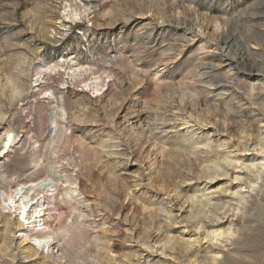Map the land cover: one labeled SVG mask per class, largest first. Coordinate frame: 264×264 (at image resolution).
Returning a JSON list of instances; mask_svg holds the SVG:
<instances>
[{"label":"rangeland","instance_id":"obj_1","mask_svg":"<svg viewBox=\"0 0 264 264\" xmlns=\"http://www.w3.org/2000/svg\"><path fill=\"white\" fill-rule=\"evenodd\" d=\"M263 75L264 0H0V139L17 135L0 189L39 158L59 180L54 221L93 213L54 258L0 208V264L96 263L94 231L115 251L97 264H264ZM66 176L83 204L64 197Z\"/></svg>","mask_w":264,"mask_h":264},{"label":"bare ground","instance_id":"obj_2","mask_svg":"<svg viewBox=\"0 0 264 264\" xmlns=\"http://www.w3.org/2000/svg\"><path fill=\"white\" fill-rule=\"evenodd\" d=\"M65 11H66L65 14L66 17L72 20L80 17V12L77 11V9L75 8L70 7L65 9ZM239 53L241 57H243L246 61L250 60V57L248 55H245V53L242 50H240ZM58 66L59 63H54V65L51 66V69H55ZM75 70H72V73H76ZM79 70H80V75L82 77H86V75L90 73L89 70L86 68L82 69L79 67ZM93 78H94L93 79L94 82L92 87L95 88L96 90H100V87H98L100 83L99 77L95 76ZM51 95L52 97H54L52 93ZM64 113H65V108L63 106L56 105L52 107L50 109L49 114H47L49 116V119H51V123H53L54 126L56 127L54 135H56L57 132L66 131V128L64 126H61L62 115ZM39 115L41 118V128H42L45 114L39 112ZM53 138H54L53 136L48 138L49 145L52 144ZM16 139H17L16 133L10 128L6 129L2 134V138L0 139L1 140L0 167L2 166L1 165L2 158L7 156L9 150L12 149ZM253 144L254 145L264 144V135L262 133L258 134L256 136V139L253 141ZM249 146L250 145H248L247 142H241V146L239 147V150H241V152L252 150ZM186 155L187 154L183 156V160H182L183 163H186V160L189 159V157ZM194 158H198V157H194ZM229 159L230 157L225 154L223 161L228 163L230 161ZM31 162H32L33 170L29 176L25 178H20V177L11 178V181L8 182L9 184L8 192L2 191L0 189V208L4 209L6 212H13L15 214L17 219V227L18 230L20 231L19 237L21 238V242L24 243L27 240H30L31 241L30 247L32 249H41V251L44 254L45 253L47 254L49 252L51 256H53L54 258H59L61 255L58 254L55 255L53 253L55 251H51V250L58 247L59 245L60 246L63 245L64 243L67 245V247L70 250H72L73 248H75L76 250L78 242L80 241L79 237L85 231L87 232V227H85L84 225V221H85L84 219L93 213L85 214L87 211L85 213L78 211L77 215L79 217H77V219L75 220L76 223L75 225L73 223H71L73 225L70 224L60 225L61 224L60 222H62L61 220L59 222H55L54 218L56 219L57 216L50 214L49 210L51 209V205H53L52 203L54 202L56 194L60 189L59 180L54 178L53 175L50 173L52 171V168L50 171L48 169H44L47 164H44L43 161L40 160L39 158L36 159L33 157ZM225 171L226 168L223 167V172L225 173ZM203 173H204L203 175L204 178L211 179L210 177L212 176V168H205L203 170ZM66 178L67 179L65 183H67V186L62 188L63 191H65L64 197L66 199L75 198L78 200V203L83 204L85 200L82 201L81 197H79L80 186H78L77 184V178L73 176H66ZM1 179L4 181L9 179V177L7 175H2ZM12 187H14V189H10ZM74 192H76V194H74ZM193 195L195 196V194ZM87 202L88 201H86V203ZM197 205L204 208L209 204L200 201ZM85 206L86 205H84V207ZM73 208L77 209V207H73ZM222 209H224V204H222L221 202H216L212 207L211 211L217 212L218 210H222ZM198 212L199 211H197V214H193L192 216L193 221L198 219ZM88 240L90 242V245H92L93 249L96 251V255L92 256L94 258V261L96 260V263L93 262V264H97L100 262L98 250L106 249L107 252H115L109 246V244H106L103 241V238L98 231L96 232L94 231V233L89 235ZM82 264H86V263H82Z\"/></svg>","mask_w":264,"mask_h":264}]
</instances>
